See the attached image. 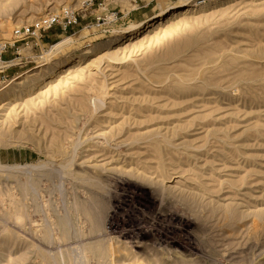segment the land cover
Returning <instances> with one entry per match:
<instances>
[{
	"label": "rangeland",
	"instance_id": "1",
	"mask_svg": "<svg viewBox=\"0 0 264 264\" xmlns=\"http://www.w3.org/2000/svg\"><path fill=\"white\" fill-rule=\"evenodd\" d=\"M82 1L0 0V44ZM173 2L4 53L0 264H264V0L132 27Z\"/></svg>",
	"mask_w": 264,
	"mask_h": 264
},
{
	"label": "built area",
	"instance_id": "2",
	"mask_svg": "<svg viewBox=\"0 0 264 264\" xmlns=\"http://www.w3.org/2000/svg\"><path fill=\"white\" fill-rule=\"evenodd\" d=\"M116 1L117 0H83L78 8L73 6H64L59 11L49 12L40 16L31 24L15 28L13 30L12 42L0 44V61L3 60V55L6 51H8V49L13 47L18 48L17 44L22 41H25V43H27L30 39L39 41L43 37V33L53 28H58L62 32H67L77 25H80L82 20H89L85 24V27L87 28L90 26L96 28H113L118 26L122 18L127 16L130 11L125 13L123 9H121V6L117 9L119 5L113 6ZM138 1L142 0H131L134 4H137ZM188 1L203 5L213 0ZM7 68L8 66H6V68H1L0 73L4 72Z\"/></svg>",
	"mask_w": 264,
	"mask_h": 264
},
{
	"label": "bare ground",
	"instance_id": "3",
	"mask_svg": "<svg viewBox=\"0 0 264 264\" xmlns=\"http://www.w3.org/2000/svg\"><path fill=\"white\" fill-rule=\"evenodd\" d=\"M193 4V5H192ZM188 0H174L173 3H170V4H167L165 5L164 7L161 8V10L153 17V18H150L149 20H145L143 22H140V23H137V24H134L132 27H134V29H139L140 27L144 26L145 23H147L148 21L150 20H154V19H164L166 16H168L169 14H179V13H182V12H185L184 10L187 8L186 11L189 10V7H192V6H195V5H202V4H199V3H192ZM159 22V21H158ZM149 24V23H148ZM151 24V23H150ZM61 43V42H60ZM59 45V44H58ZM57 45V46H58ZM56 46V47H57ZM2 63H5L6 65L5 66H2V67H6L8 66V63L4 60L0 61Z\"/></svg>",
	"mask_w": 264,
	"mask_h": 264
}]
</instances>
